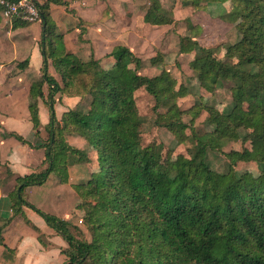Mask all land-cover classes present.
Wrapping results in <instances>:
<instances>
[{
    "label": "trees",
    "instance_id": "1",
    "mask_svg": "<svg viewBox=\"0 0 264 264\" xmlns=\"http://www.w3.org/2000/svg\"><path fill=\"white\" fill-rule=\"evenodd\" d=\"M33 1L42 22L43 80L31 89L30 112L35 136L41 140L37 147L45 149L46 167L16 179L11 194L14 214H24L27 207L63 237L68 243L62 251L64 264H264V0H232L235 6L222 17L231 24L247 21L240 27V40L231 47L237 54L234 63L220 60L211 50L196 53L195 38H181L180 53H194L190 67L204 90L213 93L230 85L232 109L225 113L205 107L212 130L204 135L183 122L169 71L163 70L157 79L141 75L142 60L124 45L115 46L110 54L118 57L116 67L106 68L104 59L94 56L88 64L67 50L63 34L57 32L51 6L67 3ZM149 1L144 23L160 27L177 22L160 0ZM50 66L60 79L51 74ZM44 84L49 86L50 120L42 140L38 100L44 98ZM139 89L154 97L157 124L164 122L176 134L187 129L192 133L191 157L176 173L165 170L160 152L142 146L135 99ZM58 93L88 96L95 108L69 110L59 120L51 105ZM163 107L168 108L166 114L160 113ZM201 109L195 105L186 112L197 116ZM243 128H250L244 142L253 138L255 149L224 154L233 165L262 164L260 173H217L207 163L208 150L222 151L223 141L236 139ZM4 136L27 144L18 134ZM72 136L88 140L99 160L90 180L74 187L85 220L93 226L90 241L80 226L43 211L26 194L54 172L67 176L70 166L93 164L90 152L70 144ZM0 244L4 245L1 236Z\"/></svg>",
    "mask_w": 264,
    "mask_h": 264
},
{
    "label": "rangeland",
    "instance_id": "2",
    "mask_svg": "<svg viewBox=\"0 0 264 264\" xmlns=\"http://www.w3.org/2000/svg\"><path fill=\"white\" fill-rule=\"evenodd\" d=\"M63 1L67 3L63 7L70 14L76 15L78 9L81 12L84 10L89 12V17H86L89 20L88 22L76 16L79 20V41L83 44L80 45V51L77 49V55L80 59L89 64L91 57L94 56V46L91 40L83 37L87 35L86 25H93L99 21L105 23L111 17L115 18L120 28L111 41L115 45L114 47L104 46L103 52L100 54L107 53L103 58L112 57L113 62L110 66H112L111 68L116 67L119 63L118 57L110 54L115 46L128 44L131 46L130 49L143 61L139 70L141 75L157 79L161 76L163 70L169 71L175 81L174 89L178 96L177 104L183 111L182 120L192 126L197 134L204 135L212 130L207 121L209 114L204 109L205 107L212 106L225 113L232 109L233 99L229 90L230 85L226 84L223 89L213 93L204 90L200 86L196 73L190 67V60L193 58L194 53L193 55L180 53V41L185 36L194 37L198 42L196 53H200L201 50H211L224 62H236L237 54L231 47L240 40V27L243 23L244 25L247 24V21L243 20L244 22L231 24L222 20V17L227 15L235 6L234 1L220 0L211 4L191 3L186 6L182 5L181 0H160L163 7L172 12L177 22L172 25L154 28H148L144 23V15L150 5L149 0H113V4L110 0ZM99 2L100 4H98ZM106 25L108 27L109 24ZM192 26L194 27L192 28ZM109 30L112 29L108 28L106 30L108 34ZM95 35L93 34V37ZM111 48L113 49L111 50ZM111 60H108V63ZM55 75L60 79L57 72H55ZM135 99L142 122V146L162 154V162L167 172H178L183 163L191 157V150L194 146L191 131L187 129L183 134L181 133L182 135L176 134L170 131L164 122L161 125L157 124V114L153 110L155 106L154 97L144 89L136 91ZM80 104V109L86 112H92L95 108L92 99L88 96L85 99L82 98ZM195 105L202 107L200 113L197 116L193 113L188 114L186 111ZM167 111V107L160 109L162 114H166ZM249 132L250 128H243L239 130L236 139H225L222 144V151L209 149L206 157L208 165L220 174L230 175L236 173L240 175L246 172L259 174L263 167L262 164L239 162L233 165L224 154L230 151H242L244 148L255 149L256 141L253 138L244 142V137ZM69 140L70 144L90 152V156L93 157V167H98L97 152L93 151L88 140H84L85 142L80 141L73 136L69 137ZM87 172L77 171L74 175L78 178H73L69 181V184L74 186L77 185L76 183L83 184L84 177H82V174L86 176ZM35 198L42 206H45L46 210H49L48 212L55 210L54 204L56 203L52 198L44 201L41 193L37 194ZM70 221L80 226L85 239L91 240L93 226L85 220L84 211L81 216L72 214Z\"/></svg>",
    "mask_w": 264,
    "mask_h": 264
},
{
    "label": "crops",
    "instance_id": "3",
    "mask_svg": "<svg viewBox=\"0 0 264 264\" xmlns=\"http://www.w3.org/2000/svg\"><path fill=\"white\" fill-rule=\"evenodd\" d=\"M35 1L45 3L47 0ZM110 1L113 4V0ZM51 13L57 25V32L64 36L67 50L77 55L83 44L79 41V20L76 16L88 22L86 17H89V12L87 10L81 12L78 9V13L73 15L63 6L53 4ZM146 25L148 28H154ZM86 28L87 35L83 37L91 40L94 46V58L104 59V66L111 68L112 57L103 58L107 53L101 54L104 46L115 45L111 41L120 29L117 21L111 17L105 23L99 21L93 25H86ZM108 28L112 29L109 30V34L106 32ZM93 34H96L95 37ZM41 38V20L34 23L22 20L16 22V19L14 21L6 18L0 10V236L4 241V245L0 244V264H64L66 261L62 251L68 248V243L63 237L31 209L25 207L24 214L18 215H15L12 209L11 194L15 189L16 179L39 172L46 167L45 149L37 147L41 140L35 136L30 112L31 89L41 84L43 80ZM124 46L131 48L128 44ZM108 60L111 61L108 63ZM53 69L50 66L51 74L56 77V71L54 69L53 72ZM56 78L58 80V77ZM43 93L44 98L38 100V109L40 137L45 140L47 138L45 127L50 120L47 84L43 85ZM81 100L82 98L79 97H67L58 93L53 95L51 105L60 120L65 112L80 109ZM11 133L22 136L27 140V144L20 142L14 136H4ZM74 138L85 140L81 137ZM93 168V164L75 165L69 167L67 176L54 172L45 184L29 187L26 193L27 199L48 212L49 210H46L45 206L35 198L41 193L44 201L52 198L56 203L55 210L49 213L69 221L72 214L81 216L83 209L80 197L74 189L75 186L69 184V181L78 178L74 173L82 170L89 171L86 176L82 174L83 184L87 183L92 177Z\"/></svg>",
    "mask_w": 264,
    "mask_h": 264
},
{
    "label": "built area",
    "instance_id": "4",
    "mask_svg": "<svg viewBox=\"0 0 264 264\" xmlns=\"http://www.w3.org/2000/svg\"><path fill=\"white\" fill-rule=\"evenodd\" d=\"M0 9L9 20L34 23L40 19V11L33 0H0Z\"/></svg>",
    "mask_w": 264,
    "mask_h": 264
}]
</instances>
